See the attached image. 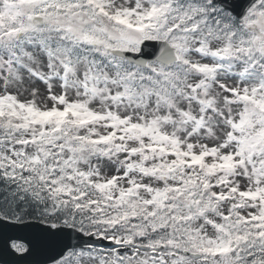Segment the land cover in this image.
I'll return each mask as SVG.
<instances>
[{
    "label": "snow or ice",
    "instance_id": "obj_1",
    "mask_svg": "<svg viewBox=\"0 0 264 264\" xmlns=\"http://www.w3.org/2000/svg\"><path fill=\"white\" fill-rule=\"evenodd\" d=\"M0 264H264V0H0Z\"/></svg>",
    "mask_w": 264,
    "mask_h": 264
}]
</instances>
